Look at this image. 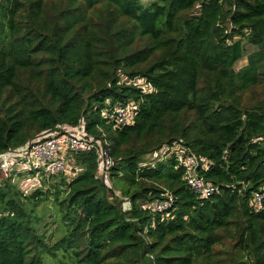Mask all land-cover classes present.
Masks as SVG:
<instances>
[{"label":"trees","instance_id":"obj_1","mask_svg":"<svg viewBox=\"0 0 264 264\" xmlns=\"http://www.w3.org/2000/svg\"><path fill=\"white\" fill-rule=\"evenodd\" d=\"M246 45L256 51L235 71ZM263 68L264 0H0V154L80 126L114 160L96 179L94 151L69 154L75 175L29 194L22 174L1 177L0 264H264V204L251 202L264 104L242 99ZM127 103L136 116L113 129L103 111ZM174 146L218 193L198 199L175 153L147 158ZM167 194V212L142 209ZM46 202L53 213L36 215ZM220 231L234 235L225 260Z\"/></svg>","mask_w":264,"mask_h":264},{"label":"built area","instance_id":"obj_2","mask_svg":"<svg viewBox=\"0 0 264 264\" xmlns=\"http://www.w3.org/2000/svg\"><path fill=\"white\" fill-rule=\"evenodd\" d=\"M143 3L148 0H141ZM135 107L127 103L125 105H115L112 112L103 111V118L107 119V123L112 125L113 129H121L128 126L136 116ZM179 146L172 149L176 151L175 157L180 164L187 167L188 172L183 176L186 186L192 190L200 200H205L211 195L218 193V188L211 183L205 181L202 176L197 174L196 169L199 166L198 160L192 155L184 156ZM94 151L97 156L96 179H107L108 172L114 164V160L110 157L107 150L102 148L92 138H87L83 133L82 127L63 128L60 131L48 132L43 134L39 139L26 145V150L16 149L0 154V178L5 175L14 173L15 176L22 174L19 188L24 193H30L40 188L41 183L49 175L64 172L68 177H73L75 173L72 171L71 163L68 155L73 153ZM164 150H160L152 156V159L163 156ZM163 158H158L161 161ZM71 162V163H70ZM210 164L203 163L201 168L206 170ZM27 170L35 177V181H30L25 177ZM43 176V179L40 177ZM251 202H253L256 210L262 208L264 204V186L259 190L251 193ZM174 203L171 194H167L164 199L147 202L142 206L143 210H149L156 213L167 212ZM164 217L173 219L171 214Z\"/></svg>","mask_w":264,"mask_h":264},{"label":"rangeland","instance_id":"obj_3","mask_svg":"<svg viewBox=\"0 0 264 264\" xmlns=\"http://www.w3.org/2000/svg\"><path fill=\"white\" fill-rule=\"evenodd\" d=\"M99 1L103 2V0H99ZM148 2H149V0L144 2V4H146ZM255 51H256V49L253 46L246 45L245 46V56L241 61H239L235 64L234 70L238 71L243 66H245L247 63L246 57ZM261 72L264 73V68L261 70ZM261 80H264V75L261 76ZM242 99H243V104L245 106H253V105H256L258 103L264 104V85L259 86V87L250 88L248 91H246L242 95ZM93 140H95V138ZM23 149L26 150V147ZM174 153H176V151L174 149L167 150L164 152L165 155L160 156L158 158H163L164 161H167L168 157L172 156ZM147 158L152 159L151 156L150 157L148 156ZM158 158H155L154 160H157ZM23 171L25 172V177L27 179H29L30 181L36 180V177L32 173H29L27 170H23ZM43 178H44L43 176L40 177V179H43ZM0 181H1V179H0ZM114 190H115V192H114L115 196H117V201H118L117 203H119V206L121 207V209L123 211L129 210L130 204H129L127 198L120 194V190H118V188H114ZM53 211H54L53 203L52 202H46V204L44 203L43 205H40L36 209V215L41 214L42 216H44L45 214H49L50 212L53 213ZM52 220H54L53 217H51L50 222L45 223V227L50 226V227H48V229L50 230L49 234L50 235L54 234L53 237L56 238L57 237V235H56L57 230L55 231V233H54V229L51 230L52 226L50 225V223L52 222ZM44 230H46V228H44L43 225H41V232ZM220 236H221L220 237L221 238L220 244H218L214 247V251L219 254L218 257H215V258L225 260L226 256L224 255V252L233 251L234 235H233L232 231H230L229 233H224V232L220 231ZM42 260H43V264H58L55 261H51V259H48L47 256H43Z\"/></svg>","mask_w":264,"mask_h":264}]
</instances>
